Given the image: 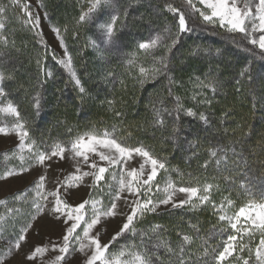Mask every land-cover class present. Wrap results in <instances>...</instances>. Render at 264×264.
<instances>
[{"label": "trees", "instance_id": "16d2710c", "mask_svg": "<svg viewBox=\"0 0 264 264\" xmlns=\"http://www.w3.org/2000/svg\"><path fill=\"white\" fill-rule=\"evenodd\" d=\"M42 1L50 21L56 22L69 40L85 44L89 35L95 34L93 36L100 44V33L95 27L76 23L82 9L88 6V0ZM168 3L171 0H118L120 13L127 10V19L122 31L117 33V45L104 50L107 55L105 75L112 83L105 97L93 99V96L82 97L72 89L69 77L40 42L34 28L25 22L21 10L14 8L10 0H0V7L8 8L6 14H0V22L5 24V28L0 29V72L5 76L2 86L20 111L29 135L44 153H51L58 147L69 148L71 141L79 135L99 134L114 125L115 134L122 136L127 145L142 143L166 162V173L176 186H188L193 182L190 177L194 176L201 183L213 184L211 198L217 204L225 198L238 208L250 199L258 202L264 198V59L246 51L251 48L260 52L235 34H232L236 37L234 42L229 34L197 23L192 25L194 31L180 35L167 55L168 75L178 81L172 86V95H169L166 75L137 79L139 74L131 71L134 65L127 63L131 54L136 53L135 65L149 63L154 66L153 58L165 54L164 45L171 43L177 31V17L167 11ZM138 6L153 7L160 16L144 13L139 17L140 22H134ZM157 35L160 40L156 49L142 57L138 43ZM4 37L8 39L7 44ZM83 44H79V48L73 47L79 53L77 62L81 75L86 73L83 68L89 66L90 55ZM100 46L103 48L102 44ZM197 49L199 51L193 54ZM205 55L210 56L209 61ZM191 69H197L198 73L191 76ZM205 70H208L207 74ZM46 71L52 72L51 76H46ZM256 77H259V84ZM196 78L218 82L215 94L210 88H197ZM102 82L92 76L84 83L102 92L105 89ZM201 92L203 95L199 94ZM194 94L195 99L192 98ZM175 96L182 98L184 108L191 107L207 115L209 123L205 125L182 113L176 120L174 115L164 113L166 126H154L153 109H173ZM205 96L211 100L210 104L201 102ZM35 98L39 99L38 111ZM63 98L70 104H57ZM97 104L99 106L95 108ZM56 118L57 124L54 123ZM258 133L260 137L256 140ZM210 149H216L218 155L226 153L227 160L217 167L213 158L207 168L202 167L209 160ZM152 225L163 226L160 240L156 239L157 234H152L153 244L166 240L175 248L181 239L178 232L192 236L194 243L186 245V251H194L199 246V237L215 233L209 242L217 243L232 231L229 228L221 233L227 223L218 221V215H214L208 205L168 214H147L135 224L137 234L121 237L119 245L113 244L111 251L125 243L139 244V230L149 229ZM192 225L199 231H194ZM158 255L161 260L168 256L164 247L159 249Z\"/></svg>", "mask_w": 264, "mask_h": 264}, {"label": "snow or ice", "instance_id": "6c2138e0", "mask_svg": "<svg viewBox=\"0 0 264 264\" xmlns=\"http://www.w3.org/2000/svg\"><path fill=\"white\" fill-rule=\"evenodd\" d=\"M10 3L14 8H23V12L30 18L28 22L32 26L38 24L39 17L32 15L28 4L21 5V0H10ZM181 8L184 10H181ZM167 11L176 15L177 31L171 39V43L164 45L165 54L159 58H153V67L149 70L139 67L137 79L142 80L143 78L166 75L169 81V95L173 94L172 86L176 85L178 81L168 75L167 55L175 47L180 35L194 31L192 25L198 22L206 28L212 27L215 29L218 27L223 29L234 42L236 37L232 34H242L241 39L246 40L253 46H257L260 52L257 53L251 48L245 50L251 52L254 57L259 55L261 59H264V0H258V3H253V0H243L242 7L238 5V0H184L183 5L180 7H173L172 4H168ZM7 12V7H0V14H6ZM126 19L127 10L125 9L122 14L120 13L118 0H89L87 10L82 9L76 23L91 25L99 31L100 44L103 45V48L95 40H89L88 44L103 56L105 49L117 45V40L119 39L117 33L122 31ZM189 21H191V24ZM4 28L5 24L0 22V29ZM54 31L60 38L61 46L65 52V56L60 58L58 63L67 69L80 93L84 94L85 89L74 70L72 56L68 52L63 37L60 35L61 30L55 28ZM255 33H259V35H254ZM159 40L160 36L157 35L155 38H150L147 42L138 43L137 49L148 53L150 50L156 49ZM4 43H8L7 37H4ZM198 51V49L193 50V54ZM127 63L130 66L135 65L136 53L131 54ZM244 74L242 73V75ZM45 75L51 76V72L46 71ZM248 78L250 79L251 77L249 76ZM4 80L5 76L0 73V85H2ZM121 83L123 84V81ZM196 87L202 90L210 88L215 94L218 82L211 79L205 82L196 78ZM199 94L203 95V92ZM4 95L3 87L0 86V96ZM192 98L195 99L196 95L194 94ZM175 101L176 106L173 109L164 107L153 109L154 126L161 128L166 126L164 113L169 116L174 115L176 120H179L182 113L187 117L203 122L205 125L209 123V117L203 112L198 113L191 107L184 108L180 96H175ZM201 102L210 104L211 100L205 96ZM160 103L163 104V100ZM34 104L38 111V98L34 99ZM0 111L17 118L15 128L11 130L15 131L19 136L20 143L18 147L20 151H23L29 133L25 130V124L20 122L22 119L20 111L11 102L0 108ZM116 114L120 115L118 112ZM173 131H176L175 127H173ZM3 132H5V129L0 127V133ZM115 133L116 127L113 125L110 130L99 134L86 133L79 135L70 143V150L73 152L74 157L82 158L84 164H88L89 155L93 154L98 156L99 160L107 162L108 167L100 166L93 161L88 164L93 171L82 172L80 175L73 173L72 176L67 178L68 180L79 182L83 176H93L94 183L92 187L96 189L99 182L105 180L106 173H109L113 180H117V175H119L116 187L113 188L111 184L108 186L107 203L99 198V192L90 199H85L75 208L71 207L63 199L59 188L55 192L41 195L40 189L43 187L44 182V177L41 176L39 183L35 185V190L40 200L34 202L33 211L28 214L26 221L20 228L16 236V248L20 247L21 241L25 239V233L33 226L36 216L44 213L45 204L43 201L47 199V196H52L54 197V204L48 209V214L52 216L53 225H62L63 227L59 241L57 243L50 242L51 250L59 254L50 260L48 264H67V258L74 251L85 253L86 259L83 264H264V198L258 202L250 199L240 206L238 210L228 215L223 212V209L225 203L232 204V201L229 198H225L219 204L214 202L211 198L213 188L211 183H201L198 178L192 176L190 179L193 182L189 183L188 186L177 187L172 181H166L165 185L161 187L157 176L160 170H168L166 162L159 159L154 152L149 151L142 143L139 146H129L124 142L122 136H118ZM190 146L195 147V144ZM64 150L63 147H59L57 150L52 151L49 159L52 156L62 157ZM232 151L235 154V149H232ZM133 154L141 157L143 163L138 169L132 168L130 171H126L124 165ZM208 155L209 160L205 161L202 166L204 168H207L209 162H213V158L217 167L227 160L226 153L218 155L216 149H210ZM20 159L24 161L25 157L21 155ZM30 159L43 164L46 154L37 152ZM146 166H150L147 171ZM110 168L112 169L111 172ZM116 168H120L119 174L115 171ZM25 170V166L21 165L19 171L23 172ZM77 172H80L79 165L77 166ZM15 174H17L16 169L6 170L3 174H0V180ZM125 192L133 198L131 201L125 198L124 201L130 208V214H126L125 222L111 240L108 243H103L98 232L93 234V229L101 223L102 218L115 217L118 214L117 202L121 200L122 194ZM177 192L184 194L185 197L178 202L174 199ZM15 198L18 199L19 197ZM6 203L7 201L0 200V205H6ZM168 204H171L173 209L187 207L189 210H195L201 205H208L212 207L213 214L218 215V221L227 222V227L222 228L221 233L227 232L229 228L232 231L228 233L226 239L217 243L209 242L211 236L215 233L199 237V246L194 251H186L185 246L194 243L192 236L178 232L177 234L181 239L175 248L169 245L166 240L162 243L153 244L152 234H157L156 239L160 240L159 233L163 226L152 225L149 229L139 230V244L135 242L125 243L122 246H118V250L110 251L113 244L119 245L121 237H126V234L133 236L137 234L138 230L135 224L139 223L143 217L150 213H156L161 205L166 206ZM86 205H90V213L85 211ZM217 209L220 210L219 214L216 211ZM192 228L194 231H199L196 225H192ZM257 238L258 242H255ZM150 245L151 247H149ZM161 247H164L168 254L165 260H161L158 255ZM48 251L49 246L47 244L34 247L29 254H26L28 264H37L38 259Z\"/></svg>", "mask_w": 264, "mask_h": 264}, {"label": "rangeland", "instance_id": "374dc122", "mask_svg": "<svg viewBox=\"0 0 264 264\" xmlns=\"http://www.w3.org/2000/svg\"><path fill=\"white\" fill-rule=\"evenodd\" d=\"M25 3L29 5V10L31 11L32 15L34 17H39L38 24L32 26L28 22L30 18L24 14L23 8L18 7L21 10L25 22L27 24H30L34 28L35 33L38 35V39L40 40V42L43 43V45L49 49L51 54L56 58L58 62L60 58H63L65 56L64 49L60 43V38L54 31L55 28H59L58 24L56 22L50 21L42 0H21V5ZM183 3L184 0H171V3L168 4H172L173 7H180L181 5H183ZM253 3H258V0H253ZM238 5L242 7L243 0H238ZM197 6L199 7V5ZM87 7L85 10H87ZM135 9L136 10L133 16L134 22H140L139 17L142 16L144 13H149L153 16H158L157 9L153 7L150 8L149 6H138ZM181 10L184 9L181 8ZM59 16L60 15H58V17ZM201 27L204 26L202 25ZM217 30H220L225 33V31L221 28L217 27ZM60 35L63 37L64 42L67 45L68 52L72 56L74 70L76 71L77 77L81 81V85L85 89V93H80L79 88L75 85L70 73L67 71V69L60 65L69 77L73 86L72 89H74L82 97L93 96V99H95V97L97 99H102L103 97H105L104 95L107 93V89L112 83V80L109 79L107 75H105V70L107 68V55L103 53V56H101V53L99 51H97L95 48L91 47L88 44L89 40L96 41L93 36L95 34H91V36L89 35L85 44H83V42H73V39L69 40L62 30ZM254 35L258 36L259 33H255ZM235 36L241 38L242 34L236 33ZM72 42L74 44H72ZM79 44L80 46L81 44H83V47L85 46L84 50L90 53L87 59L89 66L86 67V69L83 68V70L86 71V73L83 75L79 73V69L81 70V67L78 66L77 62L79 61V53H77V48L75 50L73 48L74 46H78L79 48ZM253 47L257 48L260 51L257 46ZM152 52L153 50H150L148 53L143 52L142 57L147 56ZM205 58L209 61L210 56L205 55ZM139 67H144L146 70H149L151 67H153V65H149V63H141L140 65H134L131 69L132 73L139 74ZM208 70H205L206 74L208 73ZM190 71L192 73H190L191 76H194V74L196 75L198 73L197 69H191ZM92 76L97 81H103L102 84L105 89L102 92L93 90L90 86L84 83L87 81V78ZM256 80L259 84V77H256ZM4 93V96H0V108L5 107L9 102L13 103L12 99H10L6 94L5 90ZM189 100L191 101V99ZM57 104L69 105L70 102H68L67 99L63 98ZM98 106L99 105L97 104L95 108H98ZM56 120L57 118L54 119V123H56ZM16 121V117L0 111V127L5 129V132L0 133V174H3L6 170L9 169L17 170V174L9 176L4 180H0V200L7 201L6 205H0V264H28L26 254H29L34 249V247L44 246L46 244L49 246V251L43 254V256L38 259L37 264H48L50 260L54 259L55 256L59 254L51 250V243H57L59 241L63 227L62 225H53L52 216L48 214V209H50L54 204V197L47 196V199L43 201L45 204L44 213L39 216H36L35 220L33 221V226L25 233V239L21 241L20 247H15L16 236L20 231V228L26 221L28 214L33 211L34 202L40 200V197L37 196L35 190V185L39 183L40 177H44L43 187L40 189L41 195L49 192H55L57 188H59L63 199H65L71 207L75 208L85 199H90L97 192L100 193L99 198L103 202L107 203V193L109 192L108 186L109 184H111L113 188H115L117 185V180L119 179V175H117V180H113L111 175L109 173H106L105 180L99 182V185L96 189L92 187L94 183L93 176H83L79 182H72L68 180L67 178L72 176L73 173L80 175V173L82 172L93 171L88 166V164L92 163L93 161L97 162L100 166L105 167H108L107 162L101 161L99 160L98 156L90 154L88 164H84L82 158L74 157V154L70 150V147H63L65 150L62 157L52 156L49 159L50 153H45V162L43 164L37 163L35 162V160H32L30 158L35 153L42 152L40 150L39 144L34 142L31 136L29 135V137L25 141V148L23 149V151H20L18 147L20 143L19 136L16 134L15 131L11 130L15 128ZM20 122L23 123L22 120ZM25 130L27 131L26 127ZM259 133L256 136V140L260 137ZM205 138H207L206 135ZM58 148L54 149V151ZM21 155L25 157L24 161L20 159ZM142 163L143 159L138 155L133 154V156L129 158L127 160V163L124 165V169L126 171H130L132 168L138 169ZM21 165L25 166L26 168V170L23 172L19 171ZM78 165L80 168V172H77ZM148 167L150 166H146V171ZM111 171L112 169L110 168V172ZM115 171L117 172V174H119L121 170L120 168H116ZM157 180L160 181L161 187L165 185L166 181H171L165 170L159 171ZM15 197L19 198L17 199ZM125 198L128 201H131L133 199L131 195L127 192L123 193L121 200L117 202L118 214L115 217L102 218L101 223L93 229V234L98 232L103 243H108L111 240V238L115 235V233L120 229V227H122V224L125 222L126 214H130V208L124 202ZM183 198H185L184 194L179 192H177L174 197L177 202ZM182 209L188 208L185 207ZM182 209H173L171 204H168L166 206L161 205L157 209L156 213L150 214H168L180 211ZM235 210H238V207H235L233 203H225V207L223 209L224 213L231 215ZM85 211L90 213V205H86ZM216 211L220 213L219 209H217ZM78 231L80 230L78 229ZM85 243H87V241H85ZM85 259V253L74 251L67 258V264H83Z\"/></svg>", "mask_w": 264, "mask_h": 264}]
</instances>
